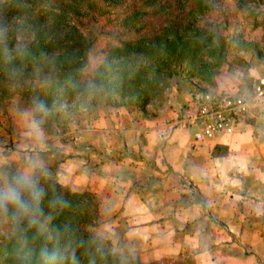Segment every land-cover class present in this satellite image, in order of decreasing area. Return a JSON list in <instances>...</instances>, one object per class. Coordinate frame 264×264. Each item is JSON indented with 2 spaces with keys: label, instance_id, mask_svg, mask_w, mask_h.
Returning <instances> with one entry per match:
<instances>
[{
  "label": "crops",
  "instance_id": "0c3cea01",
  "mask_svg": "<svg viewBox=\"0 0 264 264\" xmlns=\"http://www.w3.org/2000/svg\"><path fill=\"white\" fill-rule=\"evenodd\" d=\"M246 61L252 104L231 134L196 140L195 128L173 125L178 104L119 124L99 117L88 128L91 148L60 151L55 173L108 194V212L124 219L120 243L141 244L143 262L264 264V57Z\"/></svg>",
  "mask_w": 264,
  "mask_h": 264
},
{
  "label": "trees",
  "instance_id": "16d2710c",
  "mask_svg": "<svg viewBox=\"0 0 264 264\" xmlns=\"http://www.w3.org/2000/svg\"><path fill=\"white\" fill-rule=\"evenodd\" d=\"M98 2L117 5L120 0H0V98L19 94L35 120L64 129L89 95L87 107L112 105L116 96L142 107L162 96L163 80L174 75L176 64L194 63L204 54L220 56L214 34L192 26L167 28L111 46L91 82H82L91 44L78 34L72 17ZM131 17H123V23L128 25ZM18 30L30 32L32 39L18 46ZM206 68L197 67L192 75L206 81L211 75ZM76 94L78 101L66 108L63 95L72 101ZM48 170L36 169L30 183L21 181L15 188L22 204L6 202L11 231L1 236L0 264H125L86 230L96 217L91 192L71 191Z\"/></svg>",
  "mask_w": 264,
  "mask_h": 264
},
{
  "label": "rangeland",
  "instance_id": "374dc122",
  "mask_svg": "<svg viewBox=\"0 0 264 264\" xmlns=\"http://www.w3.org/2000/svg\"><path fill=\"white\" fill-rule=\"evenodd\" d=\"M146 1L120 0L118 4L121 5L98 2L93 9L83 7L80 14L72 17L78 34L87 39L86 44H91L81 73L82 82H91L111 46L156 35L167 28L182 30L192 26L214 34L213 40L221 45L219 58L204 54L194 63L183 61L176 64L174 75L163 80L162 96L142 107L133 105L130 97L119 96L114 98L112 105L87 107L89 95L80 100V106L74 111L75 117L63 124L64 129L56 123L53 128H48L35 120L32 107L19 94L0 98V242L1 236L11 231L8 199L2 198L3 194L10 188H17L22 177L28 180L36 169L45 167L61 185L75 192L89 191L95 197L96 217L86 230L98 238L101 248L115 252L125 264H155L149 260L143 262L141 244L137 246L133 240L120 243L123 241L124 219L119 217V211L108 212L102 200L108 194L77 189L76 185L65 183L61 179L63 175L55 173L64 155L60 151L75 153L87 144L91 148L92 136L88 128L99 117H111L119 124L137 116L164 115L178 104H181V110L186 100L198 91L226 92L223 86H240L241 94H250V62L246 59L251 55L264 57V0H205V4H201V0ZM127 15L133 16L128 25L122 21ZM18 31V46L32 39L30 32ZM200 66L211 72L206 81L192 75ZM230 75L234 78L231 79ZM78 95L72 101L64 99L66 95H63L62 103L71 108L78 101ZM112 132L103 137L108 139L110 136L111 139ZM98 138L102 139V136L98 135ZM37 220L38 226L44 227L43 220L39 217Z\"/></svg>",
  "mask_w": 264,
  "mask_h": 264
},
{
  "label": "built area",
  "instance_id": "2783aa9c",
  "mask_svg": "<svg viewBox=\"0 0 264 264\" xmlns=\"http://www.w3.org/2000/svg\"><path fill=\"white\" fill-rule=\"evenodd\" d=\"M254 91L261 92V87L257 85ZM251 104L250 94L231 95L201 90L184 104L173 119V125L195 128L196 140L231 134L248 116Z\"/></svg>",
  "mask_w": 264,
  "mask_h": 264
},
{
  "label": "clouds",
  "instance_id": "9594fccd",
  "mask_svg": "<svg viewBox=\"0 0 264 264\" xmlns=\"http://www.w3.org/2000/svg\"><path fill=\"white\" fill-rule=\"evenodd\" d=\"M21 181L25 184L30 183L27 178H21ZM4 199L11 200L15 203L22 204L20 193L15 188H10L6 193L3 194Z\"/></svg>",
  "mask_w": 264,
  "mask_h": 264
}]
</instances>
